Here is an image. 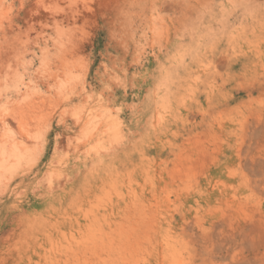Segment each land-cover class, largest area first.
<instances>
[{
  "label": "rangeland",
  "instance_id": "1",
  "mask_svg": "<svg viewBox=\"0 0 264 264\" xmlns=\"http://www.w3.org/2000/svg\"><path fill=\"white\" fill-rule=\"evenodd\" d=\"M0 264H264V0H0Z\"/></svg>",
  "mask_w": 264,
  "mask_h": 264
},
{
  "label": "bare ground",
  "instance_id": "2",
  "mask_svg": "<svg viewBox=\"0 0 264 264\" xmlns=\"http://www.w3.org/2000/svg\"><path fill=\"white\" fill-rule=\"evenodd\" d=\"M18 123H19V128L21 131H25L26 130V121L25 119L23 118V116L21 115L20 119L18 120Z\"/></svg>",
  "mask_w": 264,
  "mask_h": 264
}]
</instances>
